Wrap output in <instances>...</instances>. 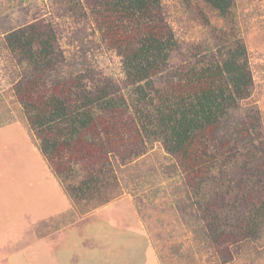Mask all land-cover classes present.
Segmentation results:
<instances>
[{
  "label": "trees",
  "instance_id": "1",
  "mask_svg": "<svg viewBox=\"0 0 264 264\" xmlns=\"http://www.w3.org/2000/svg\"><path fill=\"white\" fill-rule=\"evenodd\" d=\"M66 1L63 13L92 17L100 39L121 58L126 77L125 91H119L97 77L102 72L80 63L82 68L76 64L55 80L33 79L29 72L20 85L18 101L34 144L55 176L71 181V198L88 205L102 201L116 175L104 159L117 152L130 160L126 156H140L147 143H161L179 160L189 194L206 212L209 238L212 234L221 246L262 236L264 143L252 137L260 126L255 117V125L240 124L254 83L235 0H202L218 18L215 23L205 18L210 35L189 47L200 60L187 69L172 65L179 42L164 0ZM193 1L184 3L191 8ZM52 37L51 25L36 23L8 36V44L12 53H22V63L37 67L32 74L40 73L71 64L62 60ZM86 160L91 167L83 176ZM235 171L243 177L234 179ZM45 228L53 229L47 221L35 228L38 241L51 238Z\"/></svg>",
  "mask_w": 264,
  "mask_h": 264
},
{
  "label": "rangeland",
  "instance_id": "2",
  "mask_svg": "<svg viewBox=\"0 0 264 264\" xmlns=\"http://www.w3.org/2000/svg\"><path fill=\"white\" fill-rule=\"evenodd\" d=\"M66 2L0 0V264H64L67 259L70 264H264V233L221 246L212 234L209 238L206 212L189 194L179 160L161 143H147L140 156L127 155L130 160L125 161L117 152L104 159L103 165L114 169L116 175L102 201L88 205L87 200L71 198V181L57 178L34 144L35 135L18 101L20 85L27 82L29 72L33 79L55 80L60 72L75 70L76 64L82 68L80 63L102 72L97 77L107 79L119 91H125L126 77L121 58L100 39L92 17L63 13ZM164 2L179 42L172 53V65L185 69L198 66L200 57L189 47L209 37L205 18L215 23L217 12L202 0H194L191 8L184 0ZM234 10L254 83L250 98L243 103L246 109L240 124L255 125V117L261 135L253 132L252 137L261 145L264 0H235ZM36 23L52 26V42L60 47L58 54L71 64L45 71L40 67L42 72L32 74L37 67H30L29 61L22 63L18 58L21 52H11L8 36ZM240 114L232 117L233 122ZM89 167L91 162L86 160L83 176ZM232 175L238 179L241 173ZM46 221L53 227L45 228L53 242L48 237L38 241L35 235V228Z\"/></svg>",
  "mask_w": 264,
  "mask_h": 264
},
{
  "label": "crops",
  "instance_id": "3",
  "mask_svg": "<svg viewBox=\"0 0 264 264\" xmlns=\"http://www.w3.org/2000/svg\"><path fill=\"white\" fill-rule=\"evenodd\" d=\"M33 232H34V231H33ZM34 234H35V232H34ZM35 235H36V234H35ZM36 237H37V235H36ZM41 242H42V241H41ZM55 257L58 258V257H60V256L56 254ZM64 264H70V263L68 262V259H67V261H66Z\"/></svg>",
  "mask_w": 264,
  "mask_h": 264
}]
</instances>
